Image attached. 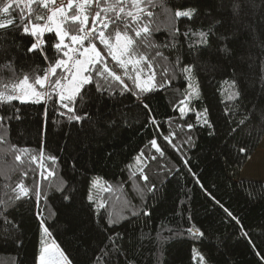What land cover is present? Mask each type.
Listing matches in <instances>:
<instances>
[{"label":"snow or ice","instance_id":"6c2138e0","mask_svg":"<svg viewBox=\"0 0 264 264\" xmlns=\"http://www.w3.org/2000/svg\"><path fill=\"white\" fill-rule=\"evenodd\" d=\"M258 8L264 0H0V105L11 107L0 109V246L22 251L31 219L33 264H172L185 243L192 264H238L240 243L264 264V219L247 226L232 196L216 194L264 207V173L233 179L264 138V14H248ZM242 35L259 55L238 51ZM17 105L43 106L36 147L11 141ZM201 133L231 168L222 184L192 166ZM109 165L110 177L98 171ZM69 231L74 249L58 239Z\"/></svg>","mask_w":264,"mask_h":264},{"label":"trees","instance_id":"16d2710c","mask_svg":"<svg viewBox=\"0 0 264 264\" xmlns=\"http://www.w3.org/2000/svg\"><path fill=\"white\" fill-rule=\"evenodd\" d=\"M256 3L259 4L260 0H256ZM250 16H253L256 20H259L261 14H264V8H258L254 10H250L248 13ZM260 29V34L258 39L264 40V25H258ZM163 34L160 35V39H163ZM241 44L237 45L238 51H243L244 49H249L253 53V55H259V49L252 47L256 41L249 42V38L247 35H242L240 37ZM179 86V84L177 85ZM205 95L209 102L213 104L215 107L217 101L213 96V89L208 88L205 85ZM21 109V120L12 122L11 129V141L13 143H17L19 145L28 144L32 147H36L38 144V136L37 130L41 124V114L43 111L42 105H17ZM0 109L5 112H10V106L0 105ZM163 111V109H162ZM51 127V125H50ZM201 140L199 142V146L197 148L192 149L189 153L192 166L196 171L200 169L205 170V179L210 184L212 182H216L218 185L222 184L225 177L231 175V168L225 170L222 159L214 156L213 152H211L210 145L215 143L206 134L201 133ZM128 143V149L126 151L132 152L137 149V145L140 144V138L133 131H128L125 133ZM243 141V135L239 138ZM258 147V146H257ZM257 149V148H256ZM85 159L87 156L85 155ZM113 168L111 165L106 169H98V171L103 174V172L108 173V177L111 176ZM106 177V178H108ZM219 177V179H217ZM233 179H236L235 176ZM189 186L191 182L189 181ZM178 185L174 181L172 185L169 186V192L171 194V198L174 199L176 196V190ZM218 196H223L225 200L232 196V207L238 209L239 213L245 217L244 223L247 226H255L264 219V207H261L259 204H249L248 201L242 196H235L231 193L230 189H225L221 187L220 191L216 193ZM193 196L198 204L203 203V197L199 193L198 190H194ZM170 204V202H169ZM169 204H166L165 207H168ZM66 222V217L61 214L60 223L64 224ZM25 244L22 251H17L14 247L11 246H0V264H13V261L18 257L22 258L25 261V264H33V257L36 251L37 245V236L35 233V223L28 219L25 224ZM55 234V228H53ZM259 229H256L255 232H258ZM254 232V235H255ZM58 239L63 241V246L75 248L77 247L74 242V235L72 231H69L65 235L59 236ZM264 239V237H257V241ZM72 242V243H69ZM264 246V245H262ZM233 256L238 261V264H253V257L249 252V249L243 244H236L233 248ZM171 260L172 264H192L191 261V245L178 244L173 246L171 250Z\"/></svg>","mask_w":264,"mask_h":264},{"label":"rangeland","instance_id":"374dc122","mask_svg":"<svg viewBox=\"0 0 264 264\" xmlns=\"http://www.w3.org/2000/svg\"><path fill=\"white\" fill-rule=\"evenodd\" d=\"M253 161L250 166H245L243 170H239L235 174L236 179L241 177H257L264 173L262 168V162H264V138L260 140V143L253 154Z\"/></svg>","mask_w":264,"mask_h":264}]
</instances>
